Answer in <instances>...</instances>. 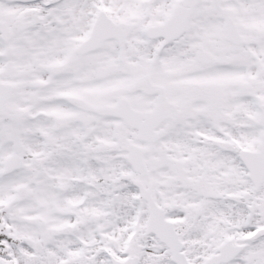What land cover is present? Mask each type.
Wrapping results in <instances>:
<instances>
[{
    "label": "snow or ice",
    "instance_id": "1",
    "mask_svg": "<svg viewBox=\"0 0 264 264\" xmlns=\"http://www.w3.org/2000/svg\"><path fill=\"white\" fill-rule=\"evenodd\" d=\"M0 264H264V0H0Z\"/></svg>",
    "mask_w": 264,
    "mask_h": 264
}]
</instances>
